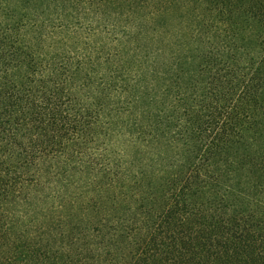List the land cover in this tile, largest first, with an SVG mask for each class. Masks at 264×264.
<instances>
[{
  "label": "trees",
  "instance_id": "trees-1",
  "mask_svg": "<svg viewBox=\"0 0 264 264\" xmlns=\"http://www.w3.org/2000/svg\"><path fill=\"white\" fill-rule=\"evenodd\" d=\"M0 264H264V0H0Z\"/></svg>",
  "mask_w": 264,
  "mask_h": 264
}]
</instances>
